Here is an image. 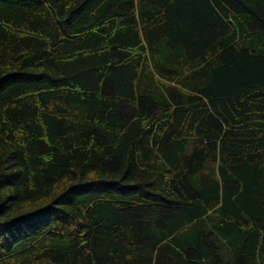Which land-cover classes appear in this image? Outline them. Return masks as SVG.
Segmentation results:
<instances>
[{
    "label": "trees",
    "instance_id": "16d2710c",
    "mask_svg": "<svg viewBox=\"0 0 264 264\" xmlns=\"http://www.w3.org/2000/svg\"><path fill=\"white\" fill-rule=\"evenodd\" d=\"M0 264H264V0H0Z\"/></svg>",
    "mask_w": 264,
    "mask_h": 264
}]
</instances>
